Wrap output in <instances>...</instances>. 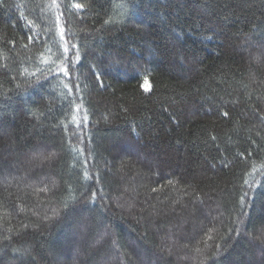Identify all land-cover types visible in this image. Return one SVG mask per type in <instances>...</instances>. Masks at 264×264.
I'll list each match as a JSON object with an SVG mask.
<instances>
[{"label":"trees","instance_id":"1","mask_svg":"<svg viewBox=\"0 0 264 264\" xmlns=\"http://www.w3.org/2000/svg\"><path fill=\"white\" fill-rule=\"evenodd\" d=\"M0 264H264V0H0Z\"/></svg>","mask_w":264,"mask_h":264},{"label":"snow or ice","instance_id":"2","mask_svg":"<svg viewBox=\"0 0 264 264\" xmlns=\"http://www.w3.org/2000/svg\"><path fill=\"white\" fill-rule=\"evenodd\" d=\"M75 7L77 8V9H81L82 8V5H80V4H77V5H75ZM61 32H63V30H61ZM61 39L63 40L64 39V37H63V34H61ZM67 49H65V54H67ZM65 59H67V55H65ZM60 71H63L64 72V74L65 75H68L69 73L67 72V70L65 69V68H60ZM65 87H67V85H65ZM147 90V89H146ZM225 115H227L226 113H225Z\"/></svg>","mask_w":264,"mask_h":264}]
</instances>
